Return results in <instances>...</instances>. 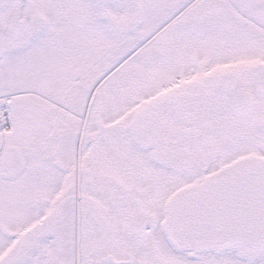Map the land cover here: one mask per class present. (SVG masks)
Returning <instances> with one entry per match:
<instances>
[{"label": "snow or ice", "instance_id": "6c2138e0", "mask_svg": "<svg viewBox=\"0 0 264 264\" xmlns=\"http://www.w3.org/2000/svg\"><path fill=\"white\" fill-rule=\"evenodd\" d=\"M0 264H264V0H0Z\"/></svg>", "mask_w": 264, "mask_h": 264}]
</instances>
